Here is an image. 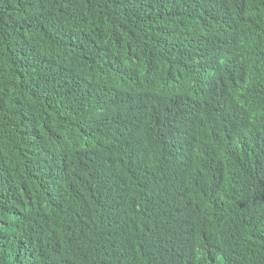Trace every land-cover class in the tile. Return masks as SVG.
Here are the masks:
<instances>
[{
    "label": "trees",
    "instance_id": "trees-1",
    "mask_svg": "<svg viewBox=\"0 0 264 264\" xmlns=\"http://www.w3.org/2000/svg\"><path fill=\"white\" fill-rule=\"evenodd\" d=\"M0 264H264V0H0Z\"/></svg>",
    "mask_w": 264,
    "mask_h": 264
}]
</instances>
